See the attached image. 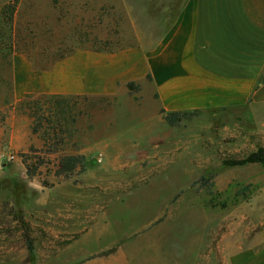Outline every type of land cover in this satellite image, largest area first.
I'll list each match as a JSON object with an SVG mask.
<instances>
[{
	"label": "rangeland",
	"instance_id": "rangeland-1",
	"mask_svg": "<svg viewBox=\"0 0 264 264\" xmlns=\"http://www.w3.org/2000/svg\"><path fill=\"white\" fill-rule=\"evenodd\" d=\"M183 1L124 0L106 15L58 1H0V133L15 121L21 140L0 152L40 163L31 177H0V264H80L114 251L125 264H226L233 251L264 240V165L223 164L264 146V111L252 120L242 110H199L170 125L141 86L71 96L62 107L42 96L23 99L39 100L31 107L13 100V53L45 68L79 47H149ZM64 154L84 155V170L55 176Z\"/></svg>",
	"mask_w": 264,
	"mask_h": 264
},
{
	"label": "crops",
	"instance_id": "crops-1",
	"mask_svg": "<svg viewBox=\"0 0 264 264\" xmlns=\"http://www.w3.org/2000/svg\"><path fill=\"white\" fill-rule=\"evenodd\" d=\"M50 1L106 15L104 8H116L124 0ZM131 80L141 89L151 88L164 112L242 110L253 120L264 111V0H184L149 47L140 43L116 50L79 47L45 68H36L24 52L11 56L15 103L28 94L114 97L127 94ZM14 122L9 120L8 132L0 133L4 141L0 150L20 143ZM22 137L28 138L24 129ZM17 172L27 176L21 161L0 165V177ZM260 191L264 197V180ZM89 260L80 264H125L119 251ZM226 264H264V240L233 251Z\"/></svg>",
	"mask_w": 264,
	"mask_h": 264
},
{
	"label": "trees",
	"instance_id": "trees-1",
	"mask_svg": "<svg viewBox=\"0 0 264 264\" xmlns=\"http://www.w3.org/2000/svg\"><path fill=\"white\" fill-rule=\"evenodd\" d=\"M96 50H103L101 48H95ZM148 78L150 76L148 75ZM127 88L130 91H137L140 88L139 83L136 81H128L126 84ZM33 96H42L49 98L48 101H56V104H58L60 107L64 105L66 102V99L71 96H62V95H33L28 94L25 96V98H30ZM21 100L24 105H31L37 104L38 99H30V100ZM162 112H164L162 110ZM165 113V120L170 125H175L177 122L182 120L184 117H186L187 112H177V111H171V112H164ZM33 131H36V128H33ZM22 162L25 166L26 173L29 177L38 174V168L40 166V163H35L32 165H29L26 159H22ZM247 163H261L264 165V146H259L257 149L250 151L245 157L238 158V159H225L223 160V164L225 166H241L245 165ZM85 167V156L82 154H64L59 157L57 160V163L55 165V170L53 171V174L55 176H64V177H70L72 173H74L77 169L79 171H83ZM212 176L210 175H202L201 180L203 182H209L210 178ZM43 186H48V183L43 181ZM14 218L21 224V227L24 232V239L26 242V246L29 252L30 256H34V242L32 238L29 235L27 222L24 219L22 213L20 211H15L13 213Z\"/></svg>",
	"mask_w": 264,
	"mask_h": 264
},
{
	"label": "built area",
	"instance_id": "built-area-1",
	"mask_svg": "<svg viewBox=\"0 0 264 264\" xmlns=\"http://www.w3.org/2000/svg\"><path fill=\"white\" fill-rule=\"evenodd\" d=\"M16 158V155L14 153H1L0 154V165L12 161ZM100 160V158H99Z\"/></svg>",
	"mask_w": 264,
	"mask_h": 264
}]
</instances>
